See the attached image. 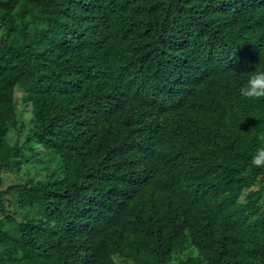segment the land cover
<instances>
[{
  "label": "trees",
  "instance_id": "trees-1",
  "mask_svg": "<svg viewBox=\"0 0 264 264\" xmlns=\"http://www.w3.org/2000/svg\"><path fill=\"white\" fill-rule=\"evenodd\" d=\"M262 65L264 0H0V264H264Z\"/></svg>",
  "mask_w": 264,
  "mask_h": 264
},
{
  "label": "clouds",
  "instance_id": "clouds-1",
  "mask_svg": "<svg viewBox=\"0 0 264 264\" xmlns=\"http://www.w3.org/2000/svg\"><path fill=\"white\" fill-rule=\"evenodd\" d=\"M239 94L246 100L264 99V65L248 73L247 78L239 85ZM251 163L264 167V132L258 136V146L251 157Z\"/></svg>",
  "mask_w": 264,
  "mask_h": 264
},
{
  "label": "rangeland",
  "instance_id": "rangeland-1",
  "mask_svg": "<svg viewBox=\"0 0 264 264\" xmlns=\"http://www.w3.org/2000/svg\"><path fill=\"white\" fill-rule=\"evenodd\" d=\"M30 167L28 169V171H30ZM29 176H27V173H26V169L25 168H21L20 171H13L12 173H9V172H3L1 174V177H2V185L0 187V189H5L7 186L9 185H13V184H18V183H27V179H30L32 178V172H30L28 174ZM39 176H37L36 178L34 179H38ZM41 179V178H39ZM257 185H255L254 187L252 188H249V191L250 190H257ZM17 201H18V195L17 193L15 192H12L10 193L9 195H5L2 199V202H3V206L5 208L6 211H9V212H14L16 211L17 209ZM188 253H190V250L189 249H183L181 251H179L177 253V256H179L180 258L181 257H185ZM116 262L118 263L119 260L118 258H115Z\"/></svg>",
  "mask_w": 264,
  "mask_h": 264
}]
</instances>
